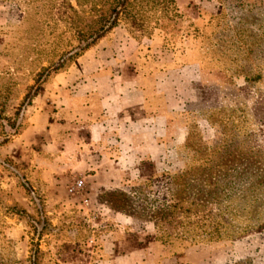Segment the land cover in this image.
<instances>
[{
  "label": "rangeland",
  "instance_id": "obj_1",
  "mask_svg": "<svg viewBox=\"0 0 264 264\" xmlns=\"http://www.w3.org/2000/svg\"><path fill=\"white\" fill-rule=\"evenodd\" d=\"M114 19L195 64L197 86L181 87L190 126L162 176L91 193L41 146L17 165L12 143L39 122L46 82ZM75 178L92 221L67 192ZM116 221L159 224L176 264H264V0H0V264H62L69 239Z\"/></svg>",
  "mask_w": 264,
  "mask_h": 264
},
{
  "label": "crops",
  "instance_id": "obj_2",
  "mask_svg": "<svg viewBox=\"0 0 264 264\" xmlns=\"http://www.w3.org/2000/svg\"><path fill=\"white\" fill-rule=\"evenodd\" d=\"M194 66L178 64L157 39L137 40L115 27L46 82L44 112L13 140V162L31 168L41 146L47 161H64L62 171L86 178L91 193L154 183L185 139ZM90 228L94 243L69 239L62 264L177 262L153 223Z\"/></svg>",
  "mask_w": 264,
  "mask_h": 264
},
{
  "label": "built area",
  "instance_id": "obj_3",
  "mask_svg": "<svg viewBox=\"0 0 264 264\" xmlns=\"http://www.w3.org/2000/svg\"><path fill=\"white\" fill-rule=\"evenodd\" d=\"M67 192L69 195L73 196V197H78V198H82L83 200V204H84V210H85V215L87 216V219L92 221V210L90 208V201L87 200V194H88V190H87V185L86 182L83 178H75L69 185H68V189ZM94 238L92 236V238H90L89 242L92 244L94 243Z\"/></svg>",
  "mask_w": 264,
  "mask_h": 264
},
{
  "label": "trees",
  "instance_id": "obj_4",
  "mask_svg": "<svg viewBox=\"0 0 264 264\" xmlns=\"http://www.w3.org/2000/svg\"><path fill=\"white\" fill-rule=\"evenodd\" d=\"M122 3H124V1H122ZM118 25H116V21L115 19L110 23V25L108 26L109 27V30L101 35L97 40H95V42H93L91 45L87 46L86 48L84 49H79V50H76L74 53H72L69 57L71 58L72 60H75L80 54H82L84 51H86L87 49H89L90 47L94 46L95 44H97L99 42V40H101L103 37H105L109 32H111L115 27H117ZM188 127L190 126V123H188ZM142 185H147V184H138V185H133V186H126V187H142ZM157 228H159V224H155ZM158 238V236H157ZM159 240V238H158ZM160 241V240H159ZM166 246L170 247V250L172 253H174V249H173V245L172 244H167Z\"/></svg>",
  "mask_w": 264,
  "mask_h": 264
}]
</instances>
